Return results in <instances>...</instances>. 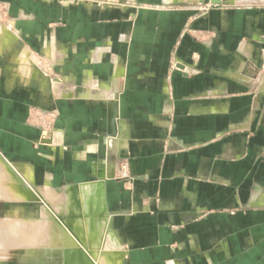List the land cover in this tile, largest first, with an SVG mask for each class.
<instances>
[{"label":"crops","instance_id":"1","mask_svg":"<svg viewBox=\"0 0 264 264\" xmlns=\"http://www.w3.org/2000/svg\"><path fill=\"white\" fill-rule=\"evenodd\" d=\"M211 1L0 0V156L41 141L9 99L95 115L40 146L57 204L99 171L122 264H264V0Z\"/></svg>","mask_w":264,"mask_h":264},{"label":"bare ground","instance_id":"2","mask_svg":"<svg viewBox=\"0 0 264 264\" xmlns=\"http://www.w3.org/2000/svg\"><path fill=\"white\" fill-rule=\"evenodd\" d=\"M60 1L68 3L71 0ZM6 36L4 32L3 38ZM40 140L45 144L57 143L59 136L52 132ZM14 165L0 156V199L39 202L40 214L34 219H20L12 210L11 217L1 218V250H23L20 260L24 262L28 261L26 258H33L40 259V263L55 264L123 263V253L110 235L104 180L99 171L94 181L67 186L68 193L57 204L61 197L54 190L47 191L50 187L48 175L36 179L29 165L21 164L18 168ZM107 176L111 177L112 172ZM1 250L0 257L8 256Z\"/></svg>","mask_w":264,"mask_h":264},{"label":"rangeland","instance_id":"3","mask_svg":"<svg viewBox=\"0 0 264 264\" xmlns=\"http://www.w3.org/2000/svg\"><path fill=\"white\" fill-rule=\"evenodd\" d=\"M80 0H71L69 1V3H77ZM61 2V1H60ZM257 7L260 8H264V3H260L258 5H255ZM195 7V11L198 13V15H201L203 13H206L207 10L209 9V5H204V6H193V8ZM5 8L2 10L3 13H5ZM53 26H55L54 24H52ZM261 65L262 68H264V55L261 61ZM50 74H53L56 76V73H53L52 71L50 72ZM8 104H20L21 106H26L29 107V112L25 118L24 121V125L31 129L30 133H33V135H35L38 139H41V137L47 135L48 133H52L55 130H59L63 133L64 136V147L66 148V137L69 135L70 139H69V145H73L72 141H74L73 136L75 135L74 132H72L71 128H69L68 133H67V125L68 123L70 125L77 123V121H80L81 123H83L82 121H84L85 123V127L83 128L84 130V134L83 136L86 137L84 140H94L96 139V137L99 138V134H95L93 132H91L90 130H88V126L90 125L91 122L93 120H97V117L95 115L92 114H88L85 116H76L71 115L69 118V121L67 119V117L63 116L61 113V109L62 107H64V100L58 99V98H53L50 100L49 104L47 102L46 105H43L39 102L34 103H29L23 100H12L9 99L7 100ZM92 102H95L94 100L91 101H80L81 104L84 103V105H90L92 104ZM94 104V103H93ZM83 123V124H84ZM55 133V132H54ZM94 138V139H93ZM21 144H20V149L18 148V151L20 150V152L18 154H20L22 157L24 158H29V161L33 164V171L41 173L42 172V176H46V174H48L49 172L51 173V176L55 177L57 176L60 171H61V167L60 164L58 163V161L60 160V158L56 159L53 157L52 160H48L47 158L44 157V148H42V146H40V143L36 142H30L28 141L27 138L24 137V135L22 134L21 136ZM7 140V139H6ZM98 140V139H97ZM98 144L96 145L97 147V154L99 155L98 158L100 157V159H104V157L106 156L105 151H107V149H105V142L101 141V142H97ZM42 144V143H41ZM13 149H11L12 151ZM16 150V149H15ZM88 155L87 153L85 154V160L88 161L89 158H87ZM10 164H14L12 162H9ZM21 165V164H20ZM20 165H14L16 168H18V166ZM23 165V164H22ZM25 165H29L27 163H25ZM121 166V164H120ZM31 168V167H30ZM32 171V169H31ZM32 171V172H33ZM34 173V172H33ZM57 178V177H56ZM114 178L112 177L111 180H113ZM59 180L56 179L54 180V187L57 188V186H59ZM128 181H125V185L128 184ZM52 184V183H51ZM37 186H40V182L37 183ZM47 191H52L50 188ZM40 203L39 202H29V201H9V200H3L0 199V218L6 217V216H12V210L13 213L15 215V217L17 216L20 219H34V218H38L39 214H40ZM13 206V207H10ZM1 250V249H0ZM1 251H6L8 253V257H0V264H55V263H38L36 261H33L32 263H28V262H20V258L22 257L21 254H24L23 250H13V249H6V250H1ZM124 264H130V261L127 259V262Z\"/></svg>","mask_w":264,"mask_h":264},{"label":"water","instance_id":"4","mask_svg":"<svg viewBox=\"0 0 264 264\" xmlns=\"http://www.w3.org/2000/svg\"><path fill=\"white\" fill-rule=\"evenodd\" d=\"M219 3H220V0H212L211 1V4L212 5H219ZM99 178V177H98ZM100 178H102V177H100ZM112 178V176L110 177V176H107L106 177V179H111ZM103 179V178H102ZM104 180V179H103Z\"/></svg>","mask_w":264,"mask_h":264}]
</instances>
